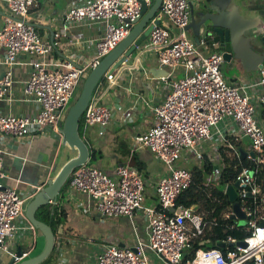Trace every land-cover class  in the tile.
<instances>
[{"label": "built area", "instance_id": "built-area-1", "mask_svg": "<svg viewBox=\"0 0 264 264\" xmlns=\"http://www.w3.org/2000/svg\"><path fill=\"white\" fill-rule=\"evenodd\" d=\"M6 1L10 15L4 18L0 28V48L5 53L0 65L6 69L4 77L0 75V101L10 100L7 96L15 84L13 68L20 64V56L27 54L33 56L26 63L32 71L24 83L21 101L40 108L34 116L0 115V135L16 140L26 138L32 127L42 133L50 131L62 136L58 124L72 107L71 101L76 97L81 80L130 34L132 23L141 15V1L148 5L153 3V0H86L70 8L65 15L66 28L86 21L104 26L103 36L95 42L93 58L81 63L54 60L59 40L45 42L29 22V14L40 0ZM191 5L189 0H163L152 20L154 27L145 46L157 52L159 63L168 70L165 79L169 93L164 103L153 108L151 129L132 140L131 153L149 150L168 169L169 174L156 183L159 205H145L147 175L130 163L117 166L111 175L89 162L72 173V188L93 199L102 217H125L134 225L136 215L142 213L148 223L146 242L138 239L135 248L107 243L102 247L97 264H264V191L258 182L260 174L264 173V125L256 118V106L248 92L260 89L258 102L264 107V66L259 82H245L241 86L229 84L222 72L223 54H205L200 50L208 45L219 48L215 33H206L199 44L188 36ZM179 70L183 77H176ZM117 71L105 75L110 87L115 85ZM83 117L86 126L104 129L113 112L93 97ZM227 122L231 124L226 125ZM241 137L251 140L246 160L252 165L242 168L236 179L239 182L237 202L246 220L242 221L234 213L233 204L223 209L220 218L236 222L224 228L233 230L243 226L247 237L238 240L228 236L222 241L233 243L234 247L198 249L192 259H187L193 244L206 234L207 221L193 207L177 205L179 196L193 185L194 175L187 169H177L174 164L183 152H190L201 160L198 167L210 164L212 175L207 177V184L217 182L226 169L225 157H239L236 151L239 146L232 140H241ZM204 147L212 149V153L204 156ZM2 157L0 149V250L12 253L9 238H16L18 234L34 236L38 230L25 218L26 200L17 190L2 184L5 178ZM217 204L222 206V199ZM60 205L58 200L49 203V213L54 219ZM21 219L26 223L20 225ZM213 224L218 226L219 223L215 220ZM240 241L247 247L237 246ZM147 251L152 252L159 263L152 261Z\"/></svg>", "mask_w": 264, "mask_h": 264}, {"label": "crops", "instance_id": "crops-1", "mask_svg": "<svg viewBox=\"0 0 264 264\" xmlns=\"http://www.w3.org/2000/svg\"><path fill=\"white\" fill-rule=\"evenodd\" d=\"M85 1L40 0L32 8L28 20L37 28L42 39L45 42H52V39L60 42V47L53 55L54 60L88 63L93 58L95 42L103 36L104 26L86 21L66 28L65 21L67 11L73 6L84 4ZM189 1L194 10V20L199 23L202 15L209 13L207 6H212L214 0ZM226 5L227 10L236 7L239 16L248 23L250 22L243 37L254 46L256 52L262 54L264 44L260 42V39L264 37V0H229ZM9 15L7 1L0 0V28L3 26L4 18ZM212 30L214 29L211 22H207L206 27L200 31L199 39L201 40L206 33L213 32ZM55 35H60V37L56 38ZM188 36L195 41L196 36L192 29L188 30ZM216 37L219 41L217 35ZM241 40L243 42V38ZM147 44L145 43L137 51L138 54L132 64L123 65L117 71L114 77L115 85L110 87L106 76L93 93V97L99 99L100 104L112 110L113 117L106 128L96 126V128L89 129V141L86 140L91 148L101 153L102 157L95 165L102 163L110 175L117 166L130 162V154L127 155L131 152L132 140L135 136L151 129L154 123L153 108L164 103L169 93L168 80L164 76L156 77L164 75V72L168 70L159 63L157 52L145 47ZM200 50L205 54L220 52L211 45L201 47ZM4 55V50L0 48V63ZM31 59L33 56L23 54L19 59L20 64L13 68L15 84L7 96L10 100L5 98L0 101V115L34 116L39 111L38 106L21 101L24 83L29 79L32 71L31 66L26 63ZM262 68L257 58L252 56L246 59V66L240 60L233 63L225 62L222 72L229 84L241 86L245 82H259ZM5 72V67L0 65L1 78L4 77ZM183 75L181 70L176 73V77ZM248 92L252 95L256 106V118L264 125V107L258 102L261 90H249ZM61 123L60 121L58 124L60 130L63 127ZM230 124V122L226 123V125ZM243 138L241 137V140ZM63 139V134L62 136L53 135L50 131L42 133L34 127L30 128L26 138L19 140L8 139L0 135L5 174L2 184L4 187L17 190L26 200L24 215L27 206L35 198L33 190L37 188L39 192L45 188L47 183L54 180L68 162L78 157V151L73 150L67 144L64 145ZM211 153L212 149L203 148L204 156ZM107 154L113 159L109 158V163L104 164ZM136 154L147 165L146 175L149 186H147L146 198L147 194H152L154 199V187L157 181L169 173L164 172L163 169L162 173L160 172V162L149 150H141ZM57 200L61 203L59 212L62 224L55 232L56 239L52 253L41 264H97L102 247L107 243L116 242L122 247L135 248L138 239L143 242L147 240L148 223L142 213L136 215L134 225L130 219L125 217H102L96 209L94 200L72 188L70 183L63 186ZM147 204L145 203L147 207H152ZM21 223L25 224L26 220L21 219L20 225ZM32 240L35 241L34 246L26 257L30 258L40 255L45 250L46 237L40 231H37L34 236L18 234L16 238H9L8 244L11 252L16 254L19 249L27 252ZM12 253L0 250V264H9L13 258ZM148 256L152 261L159 263L152 252H148ZM21 262L22 260L17 264Z\"/></svg>", "mask_w": 264, "mask_h": 264}, {"label": "water", "instance_id": "water-1", "mask_svg": "<svg viewBox=\"0 0 264 264\" xmlns=\"http://www.w3.org/2000/svg\"><path fill=\"white\" fill-rule=\"evenodd\" d=\"M229 1V0H228ZM227 0H214L212 6L208 5L207 9L209 13L202 15V19L199 23L194 20V10L191 5V23L187 30L192 29L196 36L195 42H200V31L206 27L207 22H211L214 30H212L219 38V50L223 54L224 61L226 63H233L236 60L242 61L243 65L246 66V59L252 56L257 58V62L260 68L264 64V52L258 53L254 50V46L247 40L244 39L243 35L248 27L249 23L244 20L238 14L237 8L227 10ZM163 0H153L151 5H148L146 1H141L142 11L138 19L132 24L133 27L130 34L107 56H105L101 62L94 67L86 77V80L82 86L80 95L78 96L74 105L70 108L68 115L65 119L64 125L61 129L63 134V144L69 145L73 150L78 151V157L68 162L58 176L47 183V186L37 192V188L33 190L34 200L27 206L25 218L34 225V227L40 231L46 237L45 250L38 256L24 257L26 253L29 255L35 241L30 242V247L27 252L18 250L16 257H13L9 264H41L48 256L52 253L55 246L56 235L52 227L45 222L37 218V214L40 209L49 205L51 201H55L60 196V191L72 175L74 169L86 164L90 160L89 148L84 140L79 135V123L83 116L89 102L93 98V93L101 80L105 75L114 73L123 67L125 63L129 61L132 54L136 53L147 43L149 36L153 30L154 24L152 23L153 18L158 12L162 5ZM159 24V22H156ZM243 38V42L241 40ZM53 42V39H52ZM260 42L264 44V37L260 39ZM164 75L156 76L162 77L168 76V72L165 71ZM246 147H245V146ZM251 150V140L248 137L242 139V146H239L236 151L239 153L240 159L246 160L248 151ZM252 157L255 158L254 153H251ZM239 182L234 185H230L226 189V195L229 197L230 202L233 204V210L238 217L244 221L246 215L241 211V206L237 202L238 199ZM179 212V210L177 211ZM264 225V222H263ZM233 243H226L224 241H218L216 248L225 250L228 247H234ZM237 246L246 248L247 244L243 241L237 242Z\"/></svg>", "mask_w": 264, "mask_h": 264}, {"label": "trees", "instance_id": "trees-1", "mask_svg": "<svg viewBox=\"0 0 264 264\" xmlns=\"http://www.w3.org/2000/svg\"><path fill=\"white\" fill-rule=\"evenodd\" d=\"M103 79L100 83H102ZM83 125H85V123L84 117L82 116L79 123V135L84 140L85 138L83 135ZM232 141L237 146L242 145V141L240 139H233ZM84 142L88 146L90 152L89 164L95 167V163L102 157L101 153L91 148L87 140H84ZM129 154L131 158L129 163L131 165L137 166L141 170H145L146 173L147 165L140 160L139 156L137 154H131V152H128L127 156H129ZM224 163L226 169L224 171L223 177L217 182H212L211 184H207V176L208 174H210L211 168L210 164L205 165L204 168H200L198 166L195 167L191 171L194 175L193 185L191 186V188L183 192L177 199L178 206L184 205L186 207H193L196 212L203 214L205 220L207 221L206 234L193 244L189 254L186 257L187 259H192L198 249H215L216 243L218 241L227 239L228 236H231L238 240H244L247 237V233L243 226L236 227L233 230L224 228L223 226L226 225L227 227V224L232 225L236 224V222L230 219L222 220L220 216L223 209H227L228 207L232 206L229 197L225 194L227 185L234 184L242 168L249 167L252 164L247 160H240L238 156L233 159L225 157ZM71 179L72 175L69 177L64 186L69 184L71 182ZM258 182L261 185V190L264 191V173L260 174ZM147 186H149L148 183ZM221 199L223 201V205L218 206L217 203ZM37 218L39 220L41 219L43 222L51 226L54 232H56L57 228H59V226H61L62 224L60 212H57V218L56 220H54V218L51 217L49 213V205L39 210ZM215 220L218 221V226L213 224ZM224 253L226 254L227 251H224Z\"/></svg>", "mask_w": 264, "mask_h": 264}, {"label": "rangeland", "instance_id": "rangeland-1", "mask_svg": "<svg viewBox=\"0 0 264 264\" xmlns=\"http://www.w3.org/2000/svg\"><path fill=\"white\" fill-rule=\"evenodd\" d=\"M217 49H219V48H217ZM210 53V52H209ZM137 54H138V52L137 53H134V54H132L131 55V57L129 58V63L127 62V63H125L124 65H128V64H132L134 61H135V59H136V56H137ZM91 70H89V72H90ZM181 77H183V76H181ZM85 80H86V78H83L82 80H81V86L78 88V90H77V93H76V97L71 101V106H73V104L76 102V100H77V97L80 95V93H81V90H82V86H83V84H84V82H85ZM70 106V107H71ZM67 115H68V113L66 114V115H62V119H61V124H62V126L64 125V122H65V119H66V117H67ZM64 120V121H63ZM98 127V126H97ZM91 128H96V126H91V127H89V126H86V125H83V135H84V140L86 141V139L88 140V130L89 129H91ZM89 141V140H88ZM245 146V145H244ZM246 147V146H245ZM106 154V153H105ZM109 158L110 159H113V158H111L110 156H108V154L106 155V159H105V161L103 162L104 164H108L109 163ZM114 164V163H113ZM201 164V160H199L194 154H192V153H190V152H183L182 153V155H181V157H180V159L179 160H177L176 161V163L174 164V167H176L177 169H187V170H189V171H192L195 167H197V166H199ZM159 166L161 167L160 168V172L162 173V169L164 170V172H167L168 171V169L167 168H165L164 166H163V164H161V163H159ZM95 167L96 168H99V169H102V168H104L103 167V164L102 163H97L96 165H95ZM103 170V169H102ZM103 172L104 173H106V174H108V169L107 168H104V170H103ZM210 175H212V174H210ZM209 174H208V176H210ZM207 176V177H208ZM214 176V175H213ZM153 186V185H152ZM226 190V189H225ZM154 192V191H153ZM145 203H148L147 205H156V206H158L159 205V201H158V199H157V196H156V194H155V198L153 199V195L152 194H147V198H146V200H145Z\"/></svg>", "mask_w": 264, "mask_h": 264}, {"label": "clouds", "instance_id": "clouds-1", "mask_svg": "<svg viewBox=\"0 0 264 264\" xmlns=\"http://www.w3.org/2000/svg\"><path fill=\"white\" fill-rule=\"evenodd\" d=\"M242 141V140H241ZM242 146V145H241Z\"/></svg>", "mask_w": 264, "mask_h": 264}, {"label": "flooded vegetation", "instance_id": "flooded-vegetation-1", "mask_svg": "<svg viewBox=\"0 0 264 264\" xmlns=\"http://www.w3.org/2000/svg\"><path fill=\"white\" fill-rule=\"evenodd\" d=\"M217 38V37H216Z\"/></svg>", "mask_w": 264, "mask_h": 264}]
</instances>
